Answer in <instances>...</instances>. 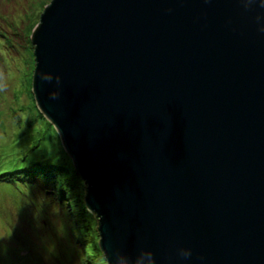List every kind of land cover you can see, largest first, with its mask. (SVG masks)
I'll use <instances>...</instances> for the list:
<instances>
[{"label": "water", "instance_id": "obj_1", "mask_svg": "<svg viewBox=\"0 0 264 264\" xmlns=\"http://www.w3.org/2000/svg\"><path fill=\"white\" fill-rule=\"evenodd\" d=\"M38 16L32 94L105 262L150 248L155 264H264V9L49 0Z\"/></svg>", "mask_w": 264, "mask_h": 264}, {"label": "rangeland", "instance_id": "obj_2", "mask_svg": "<svg viewBox=\"0 0 264 264\" xmlns=\"http://www.w3.org/2000/svg\"><path fill=\"white\" fill-rule=\"evenodd\" d=\"M47 2L0 0V147L7 144L0 153V166H7L6 158L15 155L25 137L21 131L32 120L36 133L28 138L37 146L23 155L55 169L64 181L72 180V172L77 174L74 164L56 128L37 107L31 84L34 61L29 36ZM76 184L84 203L86 184L83 180ZM18 190L0 184V264H107L92 211L86 207L88 214L83 215L80 210L82 223L51 194L26 186Z\"/></svg>", "mask_w": 264, "mask_h": 264}, {"label": "trees", "instance_id": "obj_3", "mask_svg": "<svg viewBox=\"0 0 264 264\" xmlns=\"http://www.w3.org/2000/svg\"><path fill=\"white\" fill-rule=\"evenodd\" d=\"M29 47L32 50L31 42ZM32 125V120L26 123L23 131H21L25 137L20 139V145L18 150L15 151V155L11 156V158L8 157L10 159L6 158L7 160L5 162L7 163V166H0V184L15 188V190L20 189L22 186H26L30 190L38 192L44 191L56 198L58 200L57 201L55 199L57 202L62 203L65 207H68L72 218L75 216L81 218L80 210H82V214L84 213L87 215L88 212L83 201L80 200L79 196H77L79 190L74 189L77 186L76 182L81 180L78 173L75 174L72 172L73 175L70 176L72 180L66 178L67 180L60 181V176L56 173L55 169L53 170V168L46 166V164H41V162L31 158L28 160V158L26 159V156L23 155V152H28L29 154L30 151L37 146L36 144L31 145V139L29 140L28 138L30 134L36 133L35 129L31 128ZM6 145L0 147V153L4 151ZM50 159L52 160L51 157ZM65 159H68V157L62 158V160ZM46 186L50 187L52 190L49 191ZM76 205L79 206L80 209ZM80 218L79 221L84 223V221H82L83 219ZM83 227L89 235L88 227L84 224Z\"/></svg>", "mask_w": 264, "mask_h": 264}, {"label": "clouds", "instance_id": "obj_4", "mask_svg": "<svg viewBox=\"0 0 264 264\" xmlns=\"http://www.w3.org/2000/svg\"><path fill=\"white\" fill-rule=\"evenodd\" d=\"M246 4H259L261 9H264V0H245ZM259 31L264 32V26L259 28ZM44 81L51 82V76H44L41 78ZM57 84H59V78H57ZM52 99L57 98V94L53 93L51 95ZM177 256L182 260H189L192 257V250L188 247H180L177 249ZM108 260V264L111 262ZM115 264H155V255L153 250L150 248H141L134 256L127 255L122 252H117L115 254Z\"/></svg>", "mask_w": 264, "mask_h": 264}]
</instances>
